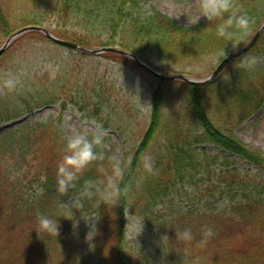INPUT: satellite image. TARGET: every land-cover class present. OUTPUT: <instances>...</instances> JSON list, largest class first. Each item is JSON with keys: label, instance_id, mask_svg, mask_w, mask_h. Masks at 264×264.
Wrapping results in <instances>:
<instances>
[{"label": "trees", "instance_id": "obj_1", "mask_svg": "<svg viewBox=\"0 0 264 264\" xmlns=\"http://www.w3.org/2000/svg\"><path fill=\"white\" fill-rule=\"evenodd\" d=\"M141 2L0 0V38L5 39L26 25L48 23L49 31L60 38L86 48L117 47L158 69L144 59L153 55L163 64L158 70L165 73L169 71L167 67L202 62L205 58L222 55L225 46L226 51L231 47L230 41L216 35L217 20L205 17L185 26L152 6L150 10L145 8ZM237 3L254 19L251 28L254 33L264 20V12H261L264 0H237ZM99 30L106 31L107 40L97 34ZM27 34L51 42L38 32ZM245 53L264 54V30ZM100 55L123 59L142 68L122 55L110 52ZM240 57L228 63L211 83H183L185 101L167 106V111L165 86L174 80L156 77L147 127L121 181L122 187L130 184L131 188L121 193L116 205L100 204L98 196L92 198L101 217L108 210L109 214L106 231L99 227L88 247L77 238L74 226L77 209H73L72 215L69 209L59 208L64 195L57 191L55 177L65 142L59 139L56 121H38L32 125L28 121L19 122L5 130L0 135V150L12 142L16 146L11 151L14 167L9 170L0 163V264H147L142 256L127 249V210L150 219L157 202L174 191L180 194L178 186L185 183L193 186L194 193H185L186 198L204 201L200 208L190 205L165 221L162 229V236L167 234L163 236L165 255L160 264H264V151L245 144L232 133L233 127L248 119L264 102V68L243 69L240 81L229 86L218 84L227 67L238 64ZM37 76L35 73L34 77ZM15 91L0 95V123L32 113L41 104H55L60 98L46 100L43 94L32 100L22 94L21 98L13 99ZM62 104L65 106L66 102ZM83 105L89 109L87 105L91 103ZM60 118L58 116V122ZM193 123L201 127L202 132L195 134ZM163 130L167 135L158 140ZM199 144L214 145L220 154L210 155L205 149H199ZM152 145L158 146L154 155L158 171L147 174L137 186L136 181L144 175L141 154ZM231 156L248 164L253 173L250 169L243 172L232 169ZM12 172L21 174L22 180ZM106 175V168L93 164L77 182V188L66 195H76L85 179ZM204 182L205 185H201ZM89 201L91 199L84 198V203ZM40 213L53 217L63 215L57 218L60 228L57 236L37 230ZM208 226L214 229V235L201 246L198 242ZM187 227L192 228L194 239L191 242L177 239L176 233Z\"/></svg>", "mask_w": 264, "mask_h": 264}, {"label": "rangeland", "instance_id": "obj_2", "mask_svg": "<svg viewBox=\"0 0 264 264\" xmlns=\"http://www.w3.org/2000/svg\"><path fill=\"white\" fill-rule=\"evenodd\" d=\"M197 2L198 0H142L141 3L143 5L150 3L152 7L179 24L190 26L193 25L190 21L192 13H186V9ZM261 12H264V7L261 9ZM204 18L201 17L200 20ZM44 27L50 26L46 23ZM97 34L101 35L102 40H107L108 34L106 31L99 30ZM252 35L253 31L250 30L244 39L245 41L248 40L244 44L249 41ZM88 37H91V35H88ZM90 39L93 40V38ZM4 40L0 38V46ZM230 51H232V47L227 50V52ZM257 56L259 57V62L255 69L264 68V54H258ZM223 57L224 55H217L212 58H205L202 62H183V66L167 67L169 70L167 73H184L182 75L203 77L209 74ZM144 59L155 65L158 69L163 65L153 55H147ZM49 64L59 65V71L55 78H52L49 70H47ZM243 69L239 67V63L227 67V71L218 79V84L222 86L235 84L241 80L240 76ZM8 71L17 73L22 81L19 89L13 93V99L21 98L22 94L26 99L32 100H37L43 94L46 96V100H51L57 96L60 98L55 104H41L38 108L35 107L36 109L34 108L32 113H24L17 119L3 121L0 123V135L5 130L14 128V124L19 122L28 121L32 125L38 121L50 122V120H55L59 133L58 136H60L59 139L64 142L62 132L65 123L82 126L95 119L103 121L105 127L108 129L106 142L109 147L103 150L109 154L117 153L122 157L131 159L133 151L140 142L147 127L150 114V106L142 111L138 105L145 101L151 102V93L157 83L156 77L126 60L107 58L101 55L83 54L69 48L53 45L43 38L27 33L16 38L8 46L6 54L0 58V73ZM35 73L38 74L37 77H34ZM174 81L167 83L165 86L168 93L165 111L168 110L167 106L178 103V101H185L183 82L179 80ZM6 92L7 90L0 91V95ZM63 102H66L65 106L62 104ZM85 102L87 104L91 103V105H87L89 109L83 107ZM58 116H61L60 122H58ZM192 128L194 133L202 132L201 127L196 126L194 123L192 124ZM232 133L245 144L264 151V102L248 119L233 127ZM166 135V132L163 130L157 138L161 140ZM15 146L16 144L12 142L10 146H5L2 148V151L0 150V163L9 170L14 167V161L11 160V154L14 153L11 151L15 149ZM198 148L205 149L210 155L220 154L219 150L211 144H199ZM157 149L158 146L152 145L149 151L155 155ZM13 158H15V155ZM230 159L233 162L232 169L242 172L250 169L249 171L253 173L254 170L245 162H241L237 157L231 156ZM104 164L106 172H110L111 169L108 166L107 160H105ZM12 175H16L19 180H22L21 174L12 172ZM201 185L204 186L205 182ZM178 190L180 194H176L174 191L157 202L150 219L144 218V227L137 237L138 240L136 239L134 229L130 225H127L128 213H126L127 249H130L138 256H142L147 264H160L164 259L162 229L166 225L165 221L173 217L178 211L187 210L190 205L200 208L203 204L204 200L200 202L197 199L185 197V193L194 195L193 186L185 183L184 185H179ZM194 192L197 193L198 191L196 192L195 189ZM60 195L62 196V194ZM72 197L64 195L63 200L68 201ZM92 198L87 204L84 203L83 211L77 209L74 213L75 217L78 215L74 223L78 241L87 247L92 242V240H88L90 236L87 237V233L91 230L88 222L91 221L92 210L97 209V204L92 201ZM103 204L106 205L105 203ZM128 212L132 214L130 209H128ZM97 214H99L98 211ZM107 214H109V210L103 217L100 216L99 219L94 221L97 232L99 227L102 228V231H106L104 228L108 223V220H106ZM139 218L143 217L135 215L134 217H129V219Z\"/></svg>", "mask_w": 264, "mask_h": 264}, {"label": "clouds", "instance_id": "obj_3", "mask_svg": "<svg viewBox=\"0 0 264 264\" xmlns=\"http://www.w3.org/2000/svg\"><path fill=\"white\" fill-rule=\"evenodd\" d=\"M144 7L150 10L151 4L146 3ZM189 12L192 13L190 17L192 24L197 23L201 17H206L208 20H217L218 23L215 25L216 35L223 37L227 42L230 41L232 50L234 51L241 46L242 41L254 23L252 16L241 4L237 3V0H198L195 5L186 9V13ZM226 13L227 15H225ZM221 53L224 56L228 55L226 46L221 50ZM258 62L259 57L257 55L244 53L240 57L239 67L254 69ZM47 70H49L52 78H55L59 71V65L49 64ZM21 84V77L17 73L12 71L0 73V91L7 90L12 92L17 90ZM150 105L152 106L150 102L145 101L141 102L138 107L144 111ZM107 136L108 129L105 127L103 121L100 120L93 119L82 126L68 123H65L63 126L64 154L57 163L55 177L56 189L60 194L66 195L71 189L77 188V182L93 164L98 168L104 169L105 164L103 162L107 160L108 166L111 169L110 172H107L106 177L85 179L83 187L80 188L79 192L71 200L60 201L59 207L68 208L72 215L73 209L84 210V198L91 199L98 196L100 204L103 202L108 205L111 202L113 205H116L119 203L121 193L131 188L130 184L121 186V181H123L125 173L131 166V159L122 157L117 153L109 154L103 150L109 147L106 142ZM140 159L144 175L136 181L137 186L146 178L147 174H155L158 171L154 154L151 151L143 152ZM44 178L46 179V177ZM97 211V209L92 210V218L88 222L91 230L87 233V237L90 236V239L86 238L89 241L97 234V228L94 223L100 217V212L98 211L99 214H97ZM127 213V225H130L134 229L137 239L143 230L144 218L129 219V217H134V214H130L128 210ZM58 217L40 213L38 216L39 228L37 230H44L57 236L60 231ZM213 235L214 229L211 226L206 227L204 236L198 243L201 246L206 245L208 239ZM163 236H167V234ZM176 238L181 241L191 242L194 239L192 228L187 227L177 232Z\"/></svg>", "mask_w": 264, "mask_h": 264}, {"label": "water", "instance_id": "obj_4", "mask_svg": "<svg viewBox=\"0 0 264 264\" xmlns=\"http://www.w3.org/2000/svg\"><path fill=\"white\" fill-rule=\"evenodd\" d=\"M263 30H264V20L262 21L259 28L253 33V35L251 36V38L246 44L239 47L235 51L232 50L228 52V55L224 56L219 61V63L213 68V70L209 74L203 77H193V76H187V75H182V74H168L165 72H161L131 52L124 51L117 47H111V46L98 47V48L82 47L74 42L65 40L63 38H60L54 35L53 33L49 31L47 27L37 26V25L23 26L15 30L14 32H12L10 35H8L0 46V55L16 38L22 36L23 34L27 32H38L42 34L45 38H47L48 40H50L51 42L57 45H60V46H63V47H66V48H69V49H72V50H75L81 53L90 54V55H100L102 53L110 52V53L128 57L132 59L134 62H136L139 66L144 68L146 71H148L150 74L160 79L179 80L189 85H202V84H207V83H211L215 81L228 63H230L233 59L241 56L245 52L249 51L254 46V44L258 40Z\"/></svg>", "mask_w": 264, "mask_h": 264}]
</instances>
